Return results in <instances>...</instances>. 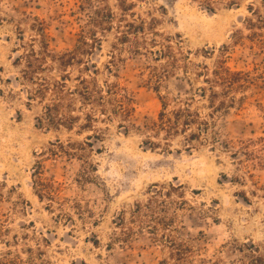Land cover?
I'll return each instance as SVG.
<instances>
[{
  "label": "rangeland",
  "instance_id": "rangeland-1",
  "mask_svg": "<svg viewBox=\"0 0 264 264\" xmlns=\"http://www.w3.org/2000/svg\"><path fill=\"white\" fill-rule=\"evenodd\" d=\"M213 2L215 13L201 0H0V264H161L169 251L147 232L129 247L113 240L117 217L145 204L156 184L181 186L172 200L183 204L170 214L194 250L187 264H264V0ZM127 22L144 29L130 31ZM42 29L55 54L83 42L92 47L78 55L88 72L83 65L68 69V88L78 77L99 89L117 85L134 100L132 116L104 117L74 97L80 121L72 131L41 129L37 119L52 96L30 100L35 86L23 77L25 64L14 61L29 44L40 48ZM162 45L171 46L177 68L149 53ZM224 46L227 66L249 78L230 94L233 108L213 112L208 141L188 148L182 135L147 129L158 122L162 99L170 111L180 105L177 98L208 89L205 75L212 77ZM52 65L53 72L40 75L49 82L65 75ZM197 65L209 68L204 76H196ZM208 96L194 102L203 117L212 112ZM90 113L98 118L94 131L82 127ZM58 140L90 146L72 148L83 160L38 156ZM146 140L158 145L150 149ZM37 161L47 170L51 205L35 195Z\"/></svg>",
  "mask_w": 264,
  "mask_h": 264
},
{
  "label": "trees",
  "instance_id": "trees-1",
  "mask_svg": "<svg viewBox=\"0 0 264 264\" xmlns=\"http://www.w3.org/2000/svg\"><path fill=\"white\" fill-rule=\"evenodd\" d=\"M203 6L207 8L210 13H215L213 0H201ZM255 13L254 11H252ZM111 19L113 16L110 14ZM45 24H43L44 26ZM254 23H250L252 27ZM261 25L264 26V22L261 21ZM127 27L130 31H135L136 29H144V25L136 26L132 22H127ZM252 30V28H249ZM39 31V30H38ZM140 31H137V33ZM132 33V34H137ZM155 35L158 32L154 31ZM127 34H123L121 40L127 39ZM39 37H41L40 48L36 50L34 44H29V50L25 51L23 54L18 56L14 64L15 66H20L22 63L25 64V70L23 71V77L30 81L35 86L34 93L30 95V100H43L47 99L48 95L52 96L50 102L45 104L43 117L37 119V125L41 129H55L59 130L64 127L69 131L73 130V126L80 121L79 116H74L75 113V98L80 99L82 106L90 107V109L95 112L96 110L101 116L110 117L111 115H119L124 119L130 118L134 113V100L133 98L119 86H109L106 84V88H98L95 80L88 81V79L83 77H78L76 79L77 85L74 88L67 87V81H69L68 69L74 65H83L85 70L88 72L87 64L82 58H79V54L82 52L89 55L92 47H89L87 42H83L81 46H77L73 51H66L62 54H55L49 50V44L46 41L44 29L41 30ZM165 41H170L171 38L164 39ZM94 42V41H93ZM238 39L234 41L237 43ZM34 43V42H32ZM152 45H159L156 40H153ZM90 48L87 50L85 47ZM163 49L156 52L149 51L151 54H155V60H169V65L177 68V59L173 55V50L169 45H162ZM23 50L25 49L24 44L20 46ZM263 48V46H262ZM264 49V48H263ZM228 47L224 46L221 50L222 58L218 61L217 66L211 72V78L205 73L209 68L205 65H197L200 71L196 76L205 75V84L207 88H198L197 92L191 99H180L177 98V104H180L173 110L168 111V104L162 99L163 110L159 114L158 122L153 123L152 126H148L147 129L154 133L164 132L168 137H174L182 135L187 143V147H191L193 143H204L207 142L205 135H208L210 127L213 125L214 117L213 112L216 113H226L230 108H233L235 101L230 95L234 90L242 89L248 83V75L244 72H233L227 66V55ZM182 56L189 62V58L181 52ZM171 59V62H170ZM57 64L61 70H64L65 75L61 76L59 79L53 80L52 82L40 76L46 70L53 72V65ZM185 67H188L185 66ZM90 72V71H89ZM170 72H167L163 78H167ZM95 75V72H91ZM216 88L222 89L224 97H228L225 100L217 101L221 95L216 91ZM209 109L212 110L210 114L203 117L198 109L194 108V102L198 96L201 99L207 98ZM117 102V106L114 104ZM108 105L113 108L108 110ZM110 111V112H109ZM108 113H110L108 115ZM98 118L95 115L86 114L85 121L86 124L82 126L86 130L94 131L93 123L97 122ZM216 134V133H215ZM213 140V139H212ZM215 140V139H214ZM144 144L150 149H154L158 144L152 142L151 140H146ZM52 148L47 152H42L38 156L41 158L51 157L57 158L59 156H65L67 158H79L82 157L77 154V146L84 147L90 146V143L83 144H72L68 143L64 145L59 140L56 144L51 143ZM67 146V147H66ZM69 147V149H68ZM83 160L82 158H79ZM87 161V160H86ZM89 164L88 162H86ZM89 166L96 172L94 166ZM47 170L42 161H37L32 174L33 178V188L35 190V195L39 198L41 202L46 199L50 202V205L55 203L54 196L52 194V186L49 180L46 178ZM85 179H90L89 175ZM181 186L168 185V187L154 185L150 188L151 198L145 204L137 203L134 205L133 210L129 213L127 217L126 213H121L117 217L116 227L118 233L114 235L113 240L118 242L120 245H128L133 240H137L139 235L147 232L151 237L152 241L161 246L163 249L169 251L168 259L163 260L161 264H187L190 258L194 254V250L190 243L181 239L179 237V227L177 226V214H170L171 207L175 206L180 208L183 204L182 202H177L172 200L174 192H179ZM180 195V193L178 194ZM162 198V200H161ZM181 200L184 199L183 196H179ZM168 201H166V200ZM52 208L49 206V211ZM136 227V229L134 228ZM182 227V226H180Z\"/></svg>",
  "mask_w": 264,
  "mask_h": 264
}]
</instances>
